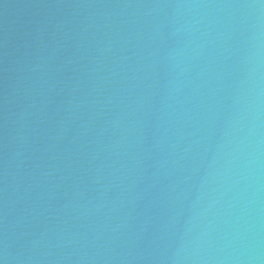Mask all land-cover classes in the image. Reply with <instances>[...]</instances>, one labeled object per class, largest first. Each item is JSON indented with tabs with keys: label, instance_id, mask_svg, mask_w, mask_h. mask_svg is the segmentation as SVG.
Listing matches in <instances>:
<instances>
[{
	"label": "water",
	"instance_id": "obj_1",
	"mask_svg": "<svg viewBox=\"0 0 264 264\" xmlns=\"http://www.w3.org/2000/svg\"><path fill=\"white\" fill-rule=\"evenodd\" d=\"M0 264H264V0H0Z\"/></svg>",
	"mask_w": 264,
	"mask_h": 264
}]
</instances>
